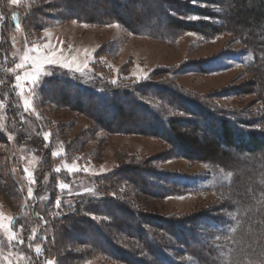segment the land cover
<instances>
[{
	"label": "rangeland",
	"instance_id": "374dc122",
	"mask_svg": "<svg viewBox=\"0 0 264 264\" xmlns=\"http://www.w3.org/2000/svg\"><path fill=\"white\" fill-rule=\"evenodd\" d=\"M103 6L99 0H18L16 4L0 0L2 50L8 57L4 62L0 56V264H136V259H147L145 244L118 226V220L130 222L121 208H112L116 220L92 216L131 257L114 259L89 243L98 238L95 232L81 234V226L69 218L87 195L119 199L123 209L138 212L145 226L170 247L177 241L162 229L167 220L175 226L176 221L192 223L204 214L229 217L234 200L218 187L230 183V173L199 159L197 151L180 156L163 137L137 131L139 125L152 126V120L144 123L145 117L129 106L125 112L135 116L127 118L126 130L119 129L107 114L80 107L79 100L84 105L88 101L53 78L61 74L112 86L167 83L216 107L255 118L263 112V92H259L264 83L247 67L252 59L249 48L231 24L215 33L183 30L166 39L141 36L121 21L97 22L109 12L110 7ZM71 7L80 16L68 13ZM85 10L91 15L81 17ZM178 19L215 22L188 15ZM159 20L165 21L163 13ZM143 98L172 117L192 118L159 100ZM102 117L106 123L99 122ZM199 125L203 127L200 121ZM194 130L189 124L180 132L201 144L213 139L210 132ZM162 171L191 187L166 195L161 190L164 179L146 176ZM136 178L151 187L138 186ZM38 193L47 199L38 198ZM37 202L47 220L33 218ZM78 215L90 217L80 209ZM46 237L48 241H42Z\"/></svg>",
	"mask_w": 264,
	"mask_h": 264
},
{
	"label": "trees",
	"instance_id": "16d2710c",
	"mask_svg": "<svg viewBox=\"0 0 264 264\" xmlns=\"http://www.w3.org/2000/svg\"><path fill=\"white\" fill-rule=\"evenodd\" d=\"M68 1L72 2L73 0ZM74 1L78 3L84 0ZM99 1L106 8L108 6L110 8H108L109 12L104 14L100 20H96L97 22L121 21L129 25L138 35L151 38L166 39L175 35L177 31L183 30H209L211 33H215L222 27L227 28L231 24L235 27L234 32L240 35L238 38L251 52L252 59L247 67L256 71L255 73L260 79L259 82L264 83V0H196L198 5L193 2H189V5H182L175 1L172 4L169 0H151L153 2L151 6L145 5L146 0ZM159 1H163L165 4L161 2L158 4ZM61 2L64 5V2ZM104 6L103 8H105ZM179 6L182 8L179 9ZM221 6H224V11ZM67 7H69L68 4ZM69 10L68 13L79 15L73 7ZM161 13L165 16L164 22L159 20ZM87 14L91 15L85 10L81 17H86ZM128 15L134 17V20L127 17ZM180 15L183 17L186 15L209 17L215 22L180 20L178 19ZM151 24L154 25L151 26ZM2 25H0L1 30ZM7 25L10 28L13 25L11 16L8 17ZM244 27L249 29L244 30ZM4 40L5 37L1 33L0 56H3L4 62H7V54L2 50ZM53 81L59 82L61 87L72 89L75 91L74 94L84 97L88 101L84 105L79 100L80 107L87 108L88 111L96 112L101 116L103 113L107 114L108 118H111V122L118 124L119 129L123 131L127 129L124 125L127 118L135 116L132 115V112H125L126 107L129 106L130 110L134 109L133 111L140 112L145 117L144 123L146 120H152V126L142 127L139 125L137 131L150 132L163 137L176 148L175 150L180 156L190 155L192 151L194 153L197 151L199 159L232 175L229 184L218 187L227 192L234 200L229 207V217L228 215L204 214L199 216L196 221L193 219L192 223L176 221L175 226L172 221L167 220L162 229L177 241L172 247L167 246L164 240L155 236L145 226V221L143 222L139 217L138 212L123 209L122 207L125 205L119 199L87 195L77 202L76 207L70 212L69 218L73 219L75 225L81 226V234L95 232L98 238L89 241L90 244L119 260L131 257L130 251L115 243L116 241L106 232L103 225L99 224L92 216L102 214L108 217V221L116 220L112 208H121L120 210H124L126 213L125 220L130 222L125 223L121 219L118 220V226L120 229L123 228L125 235L141 240L147 248V259H136V264H247L251 261L264 263V108L260 115L253 118L246 113L216 107L186 91L156 81L149 83H145V81L131 86L122 84L92 85L61 74L55 76ZM11 91H14L13 86H11ZM262 92L264 99V84H262L259 94ZM144 96L152 100H159L163 104L184 112L189 117L191 115L192 118L172 117L162 107L147 102L143 98ZM64 99H67L66 95ZM11 100L8 102L9 104H11ZM17 111L18 114L21 111L20 108ZM103 116L105 117V115ZM148 116L150 118H147ZM104 117L98 119L100 123H106L107 119ZM199 121L202 122L203 127L199 125ZM25 123L26 121L22 120L20 125L23 126ZM189 124L195 129L196 134L200 130L210 132L213 139L201 144L196 137L181 133L180 129L183 126L188 127ZM46 161L49 162V160ZM146 174V176L151 175L164 179V183H162L164 186H161V190H166L163 191L166 195L175 194L180 189L189 190L191 187L189 183H184L179 177L175 178L174 174H169L166 171ZM158 182L161 183V181ZM136 183L146 189L151 187V183L140 181L138 178H136ZM37 196L45 199L48 197L43 194L40 196L39 193ZM38 203V209L32 208L33 218L38 221H41V218L47 220L43 206ZM79 209L90 217L78 215ZM36 210L40 215L36 214ZM75 214L77 215L75 216ZM48 223L47 221L46 225ZM44 239L42 241H48L47 237ZM203 239L205 241L195 243L196 240ZM179 256H183L185 259Z\"/></svg>",
	"mask_w": 264,
	"mask_h": 264
},
{
	"label": "snow or ice",
	"instance_id": "6c2138e0",
	"mask_svg": "<svg viewBox=\"0 0 264 264\" xmlns=\"http://www.w3.org/2000/svg\"><path fill=\"white\" fill-rule=\"evenodd\" d=\"M11 2L13 4H16V3H18V0H11ZM191 2L196 3V0H191ZM189 19H194V17H189ZM57 203H59V201H57ZM37 250H39V249H37ZM49 264H51V262H49Z\"/></svg>",
	"mask_w": 264,
	"mask_h": 264
}]
</instances>
